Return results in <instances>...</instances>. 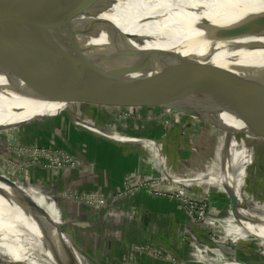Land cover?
Wrapping results in <instances>:
<instances>
[{"label": "rangeland", "instance_id": "374dc122", "mask_svg": "<svg viewBox=\"0 0 264 264\" xmlns=\"http://www.w3.org/2000/svg\"><path fill=\"white\" fill-rule=\"evenodd\" d=\"M197 106L78 104L19 126L31 116L6 113L0 96V129L11 127L0 131V174L100 264H264V132L239 128L242 164L211 185L199 177L207 179L224 129L210 104Z\"/></svg>", "mask_w": 264, "mask_h": 264}, {"label": "water", "instance_id": "95a60500", "mask_svg": "<svg viewBox=\"0 0 264 264\" xmlns=\"http://www.w3.org/2000/svg\"><path fill=\"white\" fill-rule=\"evenodd\" d=\"M224 4L215 5L214 0H0V10L21 8L35 17L28 8L42 6L66 21L59 33L26 58L0 69V96L9 108L6 113L31 116L29 122L19 125L23 126L58 118L78 104L104 108L118 101L124 105L196 111L199 103H208L211 110L213 106L219 109L217 101L194 100L181 87L171 84L180 83L195 71L209 78L227 79L207 66L206 59L264 32V0L257 2L262 5L258 9L241 0H224ZM226 9L230 17L225 16ZM170 33H177L180 43L155 53L136 51L141 43ZM247 93L251 92H245L241 102L253 96ZM222 97L235 106L237 100ZM178 100L184 101L183 105L177 104ZM237 118L248 136L259 138L264 132V120L259 117L254 123L246 122L239 113ZM84 125V131L92 132ZM0 179L18 189L11 194L16 208L38 216L80 257L100 264L74 243L22 184L2 174ZM231 198L236 204V198ZM69 246L67 250L63 247L64 264H79Z\"/></svg>", "mask_w": 264, "mask_h": 264}, {"label": "bare ground", "instance_id": "6f19581e", "mask_svg": "<svg viewBox=\"0 0 264 264\" xmlns=\"http://www.w3.org/2000/svg\"><path fill=\"white\" fill-rule=\"evenodd\" d=\"M241 1L256 9L262 6L257 4L259 0ZM214 2L215 5L221 2L222 7L225 6L224 0ZM8 10L0 11V69L26 58L59 33L66 24V21L53 16L42 6L28 8L29 11H33L35 17L28 16L21 8ZM217 10L222 14L220 8ZM229 14L226 9L225 16L230 17ZM171 34L173 33L147 40L141 43L136 51L140 54L155 53L180 43L179 35ZM6 50L8 53L4 54ZM205 63L213 67L218 74L225 75L227 79L209 78L202 72L195 71L183 78L180 83L176 81L171 85L192 92L197 99L214 100L219 103V109L213 106L212 113L222 121L224 137L219 140L222 149L219 147L221 150L216 153L215 161L212 163L214 170H209L207 179L199 177L201 181L219 185L227 180L231 171L236 172L243 161L238 151L233 152L234 148L237 149L236 139L240 128L237 113L244 120L253 123L258 121L256 120L258 117L264 120V32L244 40L237 48L220 51L212 58L206 59ZM249 91L253 96L241 102L242 95ZM251 93H247V96ZM222 96H227L228 100H237L234 102L235 106H230ZM217 167H222L221 174L213 173ZM17 191L18 189L12 188L0 179V257H2L0 264H64L66 261L63 247L67 250L69 243L47 227L38 216L16 208L11 194ZM53 220L62 226L55 218ZM69 248L74 256L76 255L79 264H92L80 257L71 246Z\"/></svg>", "mask_w": 264, "mask_h": 264}, {"label": "crops", "instance_id": "0c3cea01", "mask_svg": "<svg viewBox=\"0 0 264 264\" xmlns=\"http://www.w3.org/2000/svg\"><path fill=\"white\" fill-rule=\"evenodd\" d=\"M11 113V112H10ZM12 115H16L15 113H11ZM16 116H18V114L16 115ZM110 143V142H109ZM112 144H114V146L113 147H116L115 146V143L114 142H111ZM8 159H11L10 157H8ZM0 176H1V174H0ZM28 179H30V178H28ZM32 180H34V178L33 179H31V182H33ZM52 181H53V179H52ZM112 184V183H111ZM113 184H114V182H113ZM113 184L112 185H110L109 187H107V189L109 188V189H112L113 188ZM111 191V190H110ZM92 213H94V214H96V212H94V211H91ZM110 216H112V213L110 214ZM116 222L115 221V218L112 220V217H111V220H110V222Z\"/></svg>", "mask_w": 264, "mask_h": 264}]
</instances>
